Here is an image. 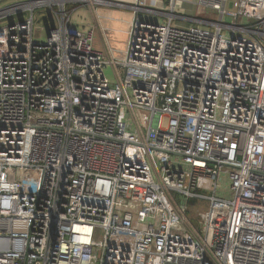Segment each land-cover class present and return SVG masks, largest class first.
<instances>
[{
  "label": "built area",
  "instance_id": "1",
  "mask_svg": "<svg viewBox=\"0 0 264 264\" xmlns=\"http://www.w3.org/2000/svg\"><path fill=\"white\" fill-rule=\"evenodd\" d=\"M157 1L111 58L92 0L0 4V264H264V0Z\"/></svg>",
  "mask_w": 264,
  "mask_h": 264
},
{
  "label": "rangeland",
  "instance_id": "2",
  "mask_svg": "<svg viewBox=\"0 0 264 264\" xmlns=\"http://www.w3.org/2000/svg\"><path fill=\"white\" fill-rule=\"evenodd\" d=\"M14 1H20V0H0V4L4 3V2H14ZM164 2H166V0H164ZM167 4H168V1H167ZM83 5L84 6H67V7L65 6L66 7L65 9L69 8V11H71L73 8H75L71 12V19L74 22L81 23L82 26H79L81 28L91 27L94 31V41H93L94 47L101 49V50H105L107 56L108 57L110 56V58H111L112 52H111V50L108 51L107 48L113 49L112 47H114L116 52L121 51L125 46V45H123V42H126L127 36L124 37L125 39H122V37L120 38L119 36H117V34H119V32H120V28L115 27L116 25H114L116 30L113 29V27L110 26L111 23L108 22L109 21L108 18H111V19L114 18L115 20L118 18L122 22L121 17L117 16L114 12L116 8H118L119 12L128 11L130 13L129 20L124 22L126 24V30L124 33V36H125L127 34L128 28H129L132 10H130V9L125 10V8L115 7L111 4H99V3H95L94 1L90 5H88V3L83 4ZM185 7H186L185 11L180 10V11H177V13L179 12V14H183V15H187V16H191V17L202 18V19H211V20L217 19V13L207 6H185ZM103 10H107V11H103ZM44 12H45V9L42 7L37 8L34 11L36 18H35V24H34V28H33V36L35 38H40V39L44 38V32L42 30L43 29L42 27H43ZM97 13H99V14H97ZM154 19L158 22H165V18H162V17L155 16ZM183 22L186 23V21H183ZM116 23H118V22H116ZM178 25L181 27L186 26L185 24H178ZM112 39L117 40V41L118 40H121V41L124 40V41H122L121 44H118V42L115 41L114 43H117V44H114V46H113L112 45L113 41H111ZM260 39H261L262 43L264 44V37H260ZM104 73L110 81H114L111 65L105 66ZM205 206L206 205L202 206V208H204ZM199 209H201V208H199L195 205H192L188 209L187 213L189 214V216L193 220H195L196 212Z\"/></svg>",
  "mask_w": 264,
  "mask_h": 264
},
{
  "label": "crops",
  "instance_id": "3",
  "mask_svg": "<svg viewBox=\"0 0 264 264\" xmlns=\"http://www.w3.org/2000/svg\"><path fill=\"white\" fill-rule=\"evenodd\" d=\"M110 1H114V0H110ZM115 1L126 2L127 0H115ZM148 2L150 4H152V5H157L158 4L157 3L158 2L157 0H148ZM228 5H229V3H228ZM174 6H175L174 10L177 12V11H180V10H184L185 11L186 10V7L185 6H206V5L201 4L198 0H176ZM125 10H127V9H125ZM114 12H115V14L117 16H120L121 17L122 22L118 18L116 19L117 21L114 18H113L114 20L111 19V18H108L109 19V22L111 23L110 26H112L113 29H115V30H116L115 27H119L120 28V32H119V34H117V36H119L120 38L122 37V39H125L124 37H126V35L124 36V33H125V30H126V24L124 22L129 20L130 13L128 11L119 12L118 11V8H116ZM194 18H197V17H194ZM116 22H118V23H116ZM74 23L76 25H78V26H82V24L79 23V22H74ZM182 24H186V23H182ZM114 25H116V26L114 27ZM111 41H113L112 42V45L113 46H114V44H117V43H114L117 40L112 39ZM122 41H124V40H122ZM122 41L121 40H118L117 42H118V44H121ZM124 43L125 42H123V45H125Z\"/></svg>",
  "mask_w": 264,
  "mask_h": 264
},
{
  "label": "bare ground",
  "instance_id": "4",
  "mask_svg": "<svg viewBox=\"0 0 264 264\" xmlns=\"http://www.w3.org/2000/svg\"><path fill=\"white\" fill-rule=\"evenodd\" d=\"M94 1V0H92ZM101 4H115V3H120V7H125V8H129V7H133L132 5L135 3L136 0H127L126 2H119V1H110V0H95ZM103 11H107V10H103ZM99 14V13H97ZM99 16V15H98ZM109 22V21H108ZM113 49V53L116 52L114 47H112Z\"/></svg>",
  "mask_w": 264,
  "mask_h": 264
},
{
  "label": "water",
  "instance_id": "5",
  "mask_svg": "<svg viewBox=\"0 0 264 264\" xmlns=\"http://www.w3.org/2000/svg\"><path fill=\"white\" fill-rule=\"evenodd\" d=\"M111 5H113V6H119L120 7V3H115V4H111Z\"/></svg>",
  "mask_w": 264,
  "mask_h": 264
},
{
  "label": "trees",
  "instance_id": "6",
  "mask_svg": "<svg viewBox=\"0 0 264 264\" xmlns=\"http://www.w3.org/2000/svg\"><path fill=\"white\" fill-rule=\"evenodd\" d=\"M190 203L192 204L193 203V200H190Z\"/></svg>",
  "mask_w": 264,
  "mask_h": 264
}]
</instances>
